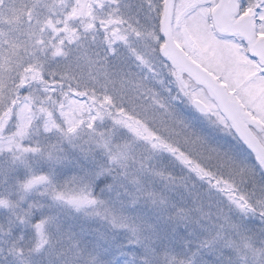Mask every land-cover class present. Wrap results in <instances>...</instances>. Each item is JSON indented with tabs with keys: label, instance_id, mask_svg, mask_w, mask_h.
I'll list each match as a JSON object with an SVG mask.
<instances>
[{
	"label": "snow or ice",
	"instance_id": "obj_1",
	"mask_svg": "<svg viewBox=\"0 0 264 264\" xmlns=\"http://www.w3.org/2000/svg\"><path fill=\"white\" fill-rule=\"evenodd\" d=\"M0 264H264V0H0Z\"/></svg>",
	"mask_w": 264,
	"mask_h": 264
}]
</instances>
